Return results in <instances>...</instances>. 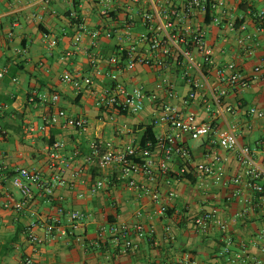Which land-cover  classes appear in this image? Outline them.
Segmentation results:
<instances>
[{"label": "crops", "instance_id": "0c3cea01", "mask_svg": "<svg viewBox=\"0 0 264 264\" xmlns=\"http://www.w3.org/2000/svg\"><path fill=\"white\" fill-rule=\"evenodd\" d=\"M224 1L231 14L222 25H208V41L214 48L217 65L234 61L251 80L243 89L228 87L224 102L232 110L219 116L216 122L220 127L234 128L242 144L258 147L264 141V117L250 115L248 109L250 106L264 109V32L257 30L253 19L245 17L248 29L260 40L249 55L237 44L238 29L230 22L242 15L245 8L264 9V0ZM73 6L74 0H0V69L7 68V73L0 77V126L4 129L0 133V264H22L23 255L32 251L27 241L28 225L33 220L57 216L62 232L56 238L46 239L34 253L42 264H102L103 261L107 264H167L187 254L194 255L203 264H248L235 255L242 248L251 259L261 256L257 232L264 227V194L247 187L236 194V185L232 183H217L209 175H192L193 179L172 182L175 195L169 200L161 179L162 199L169 206L166 215H161L150 197L140 196V191L128 186L118 166L103 168L96 157L93 161L87 159L91 156V143L96 140L101 141L102 150H106L108 144L118 149L129 144L144 145L145 130L152 125L154 104L147 99L144 110L134 114L96 106L94 91L110 85L112 80L104 74L108 66H104L101 74L93 72L89 54L96 50L107 59L117 54L121 45L129 46L133 42L102 35L96 47H90L85 34L84 40L76 43L78 27L71 17ZM79 13L89 29L98 28L104 33L106 29L117 27V19L101 15L99 5L91 0H79ZM118 17H124V12H119ZM143 29L140 22L133 27L134 32ZM54 38L57 42L51 45ZM257 65L262 69L256 73ZM67 72L77 79L91 77L93 84L77 88L62 79ZM120 76L127 85L143 84L149 91L155 90L158 80L154 71L140 64L122 71ZM172 78L177 89V97L172 102L182 106L189 85L177 77ZM210 81L218 83L214 76ZM53 95L58 97L56 103L51 101ZM57 108L74 116L88 117V131L62 122L47 124L45 119ZM187 108L196 112L201 121L213 119L201 94ZM153 130L158 137L168 128L155 125ZM179 139L191 149L193 163L208 159L206 154L213 145L209 137L199 138L201 142L196 148L190 144L195 138L181 134ZM55 143L61 144L57 151L70 161L62 173L65 183L56 185L52 196H45L41 187L30 184L32 196L23 209L4 206L5 201L23 199L13 184V177L20 168L38 170L46 181H51L56 171L51 165ZM154 148L160 154L159 148ZM261 155L259 151L256 159L260 161ZM228 156L227 175L240 173L243 166L236 151H230ZM177 162L175 159L173 165ZM134 178L138 183L146 182L141 173ZM98 179H103L105 184L94 193L91 188ZM60 207L63 212L58 211ZM213 208L229 221L228 233L233 244L232 253L227 256L219 254L223 233L217 225L201 231L194 224L198 215ZM73 210L85 214L76 227L69 220L68 213ZM116 220L129 224L141 222L146 226L154 223V238L133 234L138 246L127 255L114 254L109 239L101 245L95 244L98 228L109 227ZM166 224L172 226L174 239L166 235ZM37 231L45 235L42 228Z\"/></svg>", "mask_w": 264, "mask_h": 264}, {"label": "built area", "instance_id": "2783aa9c", "mask_svg": "<svg viewBox=\"0 0 264 264\" xmlns=\"http://www.w3.org/2000/svg\"><path fill=\"white\" fill-rule=\"evenodd\" d=\"M91 1L99 5L101 15L112 20L117 19V27L106 29L104 33L98 28L89 29L79 10L76 11L73 6L71 17L76 19L74 23L78 27L74 37L76 43L83 41L85 34L88 35L90 47H96L102 35L107 38L116 37L118 41L133 42L129 46L121 45L118 53L107 59L96 50L89 54V63L93 72L101 74L104 66H108L104 74L112 80L110 85L94 91L96 106L104 110L112 108L118 112L134 114L144 110L146 100L149 99L154 104L150 124L165 125L168 131L156 137L155 143L147 141L141 146L129 144L123 149L114 148L108 144L106 150H102L101 141H93L91 156L87 159L93 161V157H96L99 166L103 168L109 165L118 166L121 177L127 180L128 186L140 191V196L150 197L151 201L158 205L157 212L161 215H166L169 206L168 202L162 199L160 180L162 179V185L166 187L167 199L170 200L175 195L172 182L181 179L185 173L195 177L209 175L217 183H232L236 185V194H240L244 187L264 194V141L258 147L242 144L234 128H223L216 122L219 116L232 110L224 102L228 87L243 89L250 84L251 80L234 61L217 65L214 48L208 41V25H222L225 17L231 14L226 2L224 0ZM119 12H124V17L117 18ZM113 13L117 14L113 15ZM246 16L253 19L257 30L263 33L264 9L245 8L242 10V15L234 22H230L232 27L238 29L237 44L250 55L259 46L260 40L256 33L248 29ZM137 22H140L144 29L134 32L133 27ZM56 42L54 38L50 44L55 45ZM138 64L150 68L157 75L155 90L149 91L143 84L129 86L120 76L122 71L132 70ZM261 69L260 65L254 67L256 73ZM6 73L7 68L0 69V77ZM211 76H214L218 83H211ZM172 77H177L189 85L188 93L182 98V106L172 102V99L177 97L176 83ZM62 79L73 83L77 88H80L82 84H93L91 77L77 79L68 72ZM199 94L203 96L205 108L211 112L212 120L201 121L196 112L188 110L189 104L196 100ZM208 94L210 98H207ZM57 98L53 95L51 101L56 103ZM248 111L250 115L258 118L264 117L263 108L250 106ZM45 120L47 124L62 122L66 126L75 127L84 132H87L90 127L88 117L74 116L62 108H57ZM3 132L4 129L0 126V133ZM181 134L195 139L209 137L213 145L206 154L208 159L193 163L191 149L179 139ZM53 146L56 151L51 154L54 162L51 165L52 167L54 165L56 171L51 181H46L38 170L20 168L13 177V184L20 190L23 199L5 201L4 206L16 210L23 209L32 196L30 184L41 187L45 196H52L56 185L65 183L62 173L70 165V161L63 153L57 151L61 149L60 143H55ZM155 146L159 148L160 154L157 153ZM230 151H236L243 170L228 176L225 163L229 159ZM259 151L262 153L260 161L256 159ZM175 159L178 162L174 166ZM139 173L145 177V183H138L134 178V175ZM104 184L103 179L96 180L91 191L95 193ZM58 211L63 212L64 209L60 207ZM68 214L73 227H76V224L85 217V214L79 210L69 211ZM137 214L140 215L141 212L138 211ZM194 224L201 231H208L213 225H217L223 233L220 256L232 253L233 238L228 233L229 221L220 217L217 208L203 211L194 219ZM38 228L44 230V236L38 233ZM155 229L154 223L146 226L141 222L129 224L116 220L109 227L98 228L95 244L101 245L109 239L113 245L114 254L127 255L134 252L138 246L133 239V234L153 239ZM60 232L62 229L58 216L47 220H33L26 230L27 241L32 251L23 255L22 264H42L34 253H37L39 246L46 239L56 238ZM165 232L169 239L175 238L170 224L165 225ZM257 238L261 242V256L251 259L245 248L235 255L248 264H264V227L258 230ZM102 264L107 263L103 261ZM167 264L203 263L194 255L187 254Z\"/></svg>", "mask_w": 264, "mask_h": 264}, {"label": "trees", "instance_id": "16d2710c", "mask_svg": "<svg viewBox=\"0 0 264 264\" xmlns=\"http://www.w3.org/2000/svg\"><path fill=\"white\" fill-rule=\"evenodd\" d=\"M79 5V0H74V8L76 9V11L79 10L78 8ZM73 23L76 22V19L72 18ZM145 140L147 141H151L152 143H155L157 141L155 132L153 130V125H149L147 126L146 130H145ZM182 178H190L193 179L192 175L185 173L184 176H182Z\"/></svg>", "mask_w": 264, "mask_h": 264}, {"label": "rangeland", "instance_id": "374dc122", "mask_svg": "<svg viewBox=\"0 0 264 264\" xmlns=\"http://www.w3.org/2000/svg\"><path fill=\"white\" fill-rule=\"evenodd\" d=\"M44 50L45 51L47 50V48L45 46H44ZM200 142H201L200 139H191L190 144L196 148Z\"/></svg>", "mask_w": 264, "mask_h": 264}]
</instances>
